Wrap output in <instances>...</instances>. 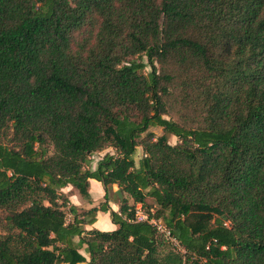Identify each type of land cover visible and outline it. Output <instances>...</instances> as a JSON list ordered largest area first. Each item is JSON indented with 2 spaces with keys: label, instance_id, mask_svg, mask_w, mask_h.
Masks as SVG:
<instances>
[{
  "label": "trees",
  "instance_id": "1",
  "mask_svg": "<svg viewBox=\"0 0 264 264\" xmlns=\"http://www.w3.org/2000/svg\"><path fill=\"white\" fill-rule=\"evenodd\" d=\"M0 264H264V0H0Z\"/></svg>",
  "mask_w": 264,
  "mask_h": 264
},
{
  "label": "crops",
  "instance_id": "2",
  "mask_svg": "<svg viewBox=\"0 0 264 264\" xmlns=\"http://www.w3.org/2000/svg\"><path fill=\"white\" fill-rule=\"evenodd\" d=\"M101 157H97L95 159V162ZM95 166V164H94ZM94 169V167H93ZM115 187V186H113ZM72 190L70 186H67L61 190L62 193L66 194L69 193ZM103 189L100 185V183L89 179L88 180V188H87V196L82 197L77 193L70 192L67 195V199L71 205H73L77 211H85L88 210L92 207H96L100 202H103ZM108 207L112 211L117 210V202L114 201H109L107 203ZM100 221H103L102 224H99ZM85 230H90V229H96L99 231H112L115 229V225H113L108 217L107 213H101L97 212L95 215V220L91 225H86L84 226ZM86 258V256H84Z\"/></svg>",
  "mask_w": 264,
  "mask_h": 264
},
{
  "label": "rangeland",
  "instance_id": "3",
  "mask_svg": "<svg viewBox=\"0 0 264 264\" xmlns=\"http://www.w3.org/2000/svg\"><path fill=\"white\" fill-rule=\"evenodd\" d=\"M142 60H144V58H142ZM148 71V68H146L145 70H144V72H147ZM150 131L154 134V136L155 137H157V136H160L162 133H161V131H160V129L159 128H151L150 129ZM166 141H167V143L168 144H170V145H173L175 142H176V139L174 138V137H172V136H168V135H166ZM105 152H112L109 148H107V149H105L104 151H102V152H100V153H95V154H93L91 157H90V163L88 164V165H86L85 167L87 168V169H93V167H94V162H95V159L97 158V157H99V155H102L103 153H105ZM113 186H115V185H112L110 188H109V191H108V193H107V199L109 200V201H114V202H117L118 200H119V194H118V192H117V188H116V186L115 187H113ZM70 192H73V193H77V191L75 190V189H72ZM69 192V193H70ZM69 193H67V195L69 194ZM64 194V193H63ZM78 194V193H77ZM67 195L66 194H64L63 196H65L66 198H67ZM68 200V199H67ZM102 222L103 221H100L99 222V224H102Z\"/></svg>",
  "mask_w": 264,
  "mask_h": 264
},
{
  "label": "built area",
  "instance_id": "4",
  "mask_svg": "<svg viewBox=\"0 0 264 264\" xmlns=\"http://www.w3.org/2000/svg\"><path fill=\"white\" fill-rule=\"evenodd\" d=\"M133 215L136 222H145L148 225H150L152 228H154L158 233L164 235L169 239V242L173 246H177L174 239L169 238L168 231L163 226L162 222L160 220L153 219L149 217L143 210L141 209L140 205H135L133 208ZM71 220V216L69 214H66L65 216V222H69Z\"/></svg>",
  "mask_w": 264,
  "mask_h": 264
}]
</instances>
